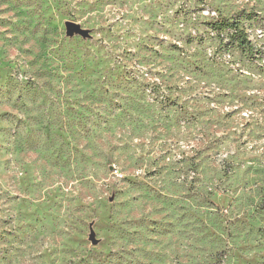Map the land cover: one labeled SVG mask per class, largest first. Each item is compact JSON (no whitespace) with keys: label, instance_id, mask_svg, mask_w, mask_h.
I'll list each match as a JSON object with an SVG mask.
<instances>
[{"label":"rangeland","instance_id":"374dc122","mask_svg":"<svg viewBox=\"0 0 264 264\" xmlns=\"http://www.w3.org/2000/svg\"><path fill=\"white\" fill-rule=\"evenodd\" d=\"M0 264H264V0H0Z\"/></svg>","mask_w":264,"mask_h":264},{"label":"water","instance_id":"95a60500","mask_svg":"<svg viewBox=\"0 0 264 264\" xmlns=\"http://www.w3.org/2000/svg\"><path fill=\"white\" fill-rule=\"evenodd\" d=\"M67 31H68L69 35L81 34L83 36H86V34H87V31L82 30L78 25H76L74 23H68L67 24ZM90 239L93 241L94 244H97V240L95 239L94 232H91Z\"/></svg>","mask_w":264,"mask_h":264}]
</instances>
